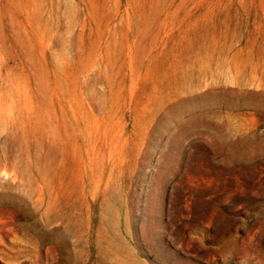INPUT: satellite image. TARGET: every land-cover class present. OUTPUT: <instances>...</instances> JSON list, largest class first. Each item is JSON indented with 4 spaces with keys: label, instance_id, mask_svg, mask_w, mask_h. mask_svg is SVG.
<instances>
[{
    "label": "rangeland",
    "instance_id": "obj_1",
    "mask_svg": "<svg viewBox=\"0 0 264 264\" xmlns=\"http://www.w3.org/2000/svg\"><path fill=\"white\" fill-rule=\"evenodd\" d=\"M0 264H264V0H0Z\"/></svg>",
    "mask_w": 264,
    "mask_h": 264
}]
</instances>
